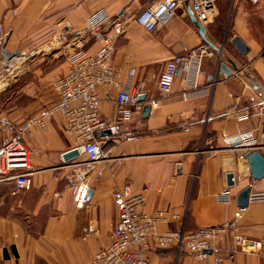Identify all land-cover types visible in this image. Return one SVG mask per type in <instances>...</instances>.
<instances>
[{"label":"crops","instance_id":"1","mask_svg":"<svg viewBox=\"0 0 264 264\" xmlns=\"http://www.w3.org/2000/svg\"><path fill=\"white\" fill-rule=\"evenodd\" d=\"M159 1L0 0V24L9 33L0 61L13 64L0 103V145L16 127L57 101L56 77L67 72L76 52L96 53L95 28L110 18L124 26L113 57L118 81L125 85L132 73L130 91L140 86L143 109L151 107L148 118L142 109L125 126L140 135L138 140L110 141L109 157L89 173V202L83 208L76 207L65 185L69 162L63 155L77 146L67 133L66 118L58 113L45 129H32L26 137L32 188L15 193L12 182H0V264H91L111 243L118 219L113 193L124 184L146 197L147 213L171 214L160 225L162 231L232 222L237 195L250 186L249 205L219 242L218 264H264V178L251 176L243 157L249 150L228 149L223 137L241 132L257 137L264 131V118L257 113L264 105V0H218L217 14L205 25L214 53L203 58L198 73L188 70L178 77L167 95L158 86L166 63L208 43L188 2L156 31L140 26L136 16ZM234 37L248 46L247 54L232 45ZM222 63L230 74L221 71ZM119 91L100 90L101 118H116ZM228 174L234 175V187L228 186ZM225 187H230L229 202L219 198ZM146 264L216 262L214 256L200 260L170 248L151 253Z\"/></svg>","mask_w":264,"mask_h":264},{"label":"built area","instance_id":"2","mask_svg":"<svg viewBox=\"0 0 264 264\" xmlns=\"http://www.w3.org/2000/svg\"><path fill=\"white\" fill-rule=\"evenodd\" d=\"M184 2H188L196 19L204 26L217 14L218 0H160L143 9L137 16V23L148 32H154L165 26L176 14ZM107 28H103V27ZM104 26L95 28L100 46L96 53L78 51L70 60L66 73L56 77L54 89L57 101L31 116L21 126L6 135L0 145V182H12L15 193L28 191L33 186L34 170L32 153L26 137L32 134L35 126L46 128V122L61 113L67 120V133L77 142L79 157L66 164L64 176L66 188L73 194L77 208L88 205L90 195L89 173L100 160L109 157L111 140H138L140 135L125 128L143 109L139 97L140 86L130 91L133 74L129 73L125 85H120V72L113 63L116 43L124 33V26L115 19H108ZM9 33L0 24V49L3 50ZM214 51L204 43L183 55L171 58L160 75L158 86L167 95L172 92L176 79L188 70L199 72L203 58ZM13 64L0 61V102L6 86V74ZM119 88L114 103L116 118L105 120L100 116L102 102L101 89ZM155 103V102H154ZM264 118V105L257 112ZM109 131L108 136H99ZM228 149L264 150V131L257 137L252 132H241L234 136L224 135ZM83 157L84 160H79ZM222 201L231 200L230 187L219 194ZM113 202L118 210L117 223L111 234L108 247L98 251L91 264H146L148 256L159 250L175 248L186 252L196 259L215 257L218 264L221 259L219 242L235 229L238 219L246 207H238L235 219L218 226L203 227L195 231H162L160 225L170 219L171 214L157 211L149 214L145 211L146 197L135 193L130 184H124L113 193ZM180 219L179 215H172ZM93 231V228H90Z\"/></svg>","mask_w":264,"mask_h":264},{"label":"water","instance_id":"3","mask_svg":"<svg viewBox=\"0 0 264 264\" xmlns=\"http://www.w3.org/2000/svg\"><path fill=\"white\" fill-rule=\"evenodd\" d=\"M192 18L195 22V26L198 28L202 38L210 45V42L206 39V29L205 26L200 23L196 17L194 16L193 12H191ZM232 45L241 53V54H247L249 51L248 46L239 38V37H234L231 40ZM220 54L222 53V50L216 49ZM7 57H13L12 54H5ZM220 69L223 73L225 74H230L231 71L225 64L220 65ZM145 100V96L142 95L139 97V101L143 102ZM151 107L146 105L144 106L143 109V117L148 118L150 114ZM110 135L109 131H103L99 133V136H108ZM79 157V152L77 149H71L68 152H66L63 155L64 161H70L73 159H76ZM244 159L248 165V170L251 174V176L256 179V180H262L264 178V155L259 151V150H252L248 151L246 154H244ZM227 183L228 186L234 187L235 186V181H234V175L233 174H228L227 176ZM250 193H251V187L248 186L241 190L239 194L237 195V204L239 207H247L249 205L250 201Z\"/></svg>","mask_w":264,"mask_h":264},{"label":"rangeland","instance_id":"4","mask_svg":"<svg viewBox=\"0 0 264 264\" xmlns=\"http://www.w3.org/2000/svg\"><path fill=\"white\" fill-rule=\"evenodd\" d=\"M228 44H229V43H228ZM229 46H230V45H228V47H229ZM228 47H227V48H228ZM1 101H2V98H1ZM0 103H1V102H0Z\"/></svg>","mask_w":264,"mask_h":264}]
</instances>
